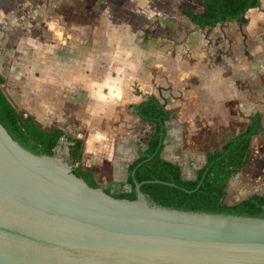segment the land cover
I'll return each mask as SVG.
<instances>
[{
    "label": "water",
    "instance_id": "95a60500",
    "mask_svg": "<svg viewBox=\"0 0 264 264\" xmlns=\"http://www.w3.org/2000/svg\"><path fill=\"white\" fill-rule=\"evenodd\" d=\"M66 152L34 153L0 122V264H264V213L161 206L137 181L116 198Z\"/></svg>",
    "mask_w": 264,
    "mask_h": 264
},
{
    "label": "crops",
    "instance_id": "0c3cea01",
    "mask_svg": "<svg viewBox=\"0 0 264 264\" xmlns=\"http://www.w3.org/2000/svg\"><path fill=\"white\" fill-rule=\"evenodd\" d=\"M63 7V0H58V4L54 6V15L60 21L56 26L43 24L49 33L44 45L34 43L33 51H29L28 56H15L16 67L8 71L19 77L21 92L18 93L22 95L21 101L34 106L29 110L30 114L42 124L51 115L55 118L63 116V128L56 125L63 130L70 126L74 129L82 128L85 135L82 138L83 166L91 169L97 179L96 168L107 162L111 167V174L117 176L113 181L121 182L128 175L129 164L138 156V145L147 143L153 126L139 118L134 106L154 95L166 109L172 111L171 119L166 122L167 136L161 154L168 160L177 162L182 168L184 165L176 155H204V160L197 156L199 168L203 166L206 152L218 146H206L210 144L209 140L204 141L203 147L199 146L201 144L192 138L190 125L183 127L182 120H192L193 115L190 117L189 113L200 112L198 108L189 110L183 96H189L187 104H195L194 100L201 101L204 115L209 113L211 117V114L216 113L221 122L223 117L226 118V109L230 105L228 100L237 93L234 81L245 72L238 65V58L219 59L218 64L212 67V73H208L210 68L206 71L209 67L207 64L199 66L198 62L177 61L173 55L164 60L163 51L156 44L147 43L148 40L142 39V45L136 48L133 45L135 40L131 38L116 40L120 35L115 33L114 27L108 28L107 34H101V14L93 6L83 11L88 20H82L78 29L63 36L61 21L65 17L69 18ZM258 7L251 9L257 10ZM179 10L181 13L180 8ZM181 15L186 17L182 13ZM245 18L247 21L248 17ZM187 20L191 22L188 18ZM42 48L43 51H40ZM262 56L260 62L264 61ZM5 71L2 75L6 81ZM190 77L193 84L188 80ZM167 80L173 84L168 94L163 90L166 89L163 88V83ZM185 81L188 82L185 89L181 91L175 88ZM175 90L180 93H175ZM255 112L263 114L264 126V110L257 109L247 115L242 130L249 122V116ZM135 122L146 125L147 132L142 143L137 139L138 128L131 124ZM207 122L211 123V120ZM242 130H236L234 135ZM234 135H227L219 146ZM211 136L209 134L210 138ZM256 136L252 138L250 154ZM185 144H188L186 148ZM92 160L94 163H91Z\"/></svg>",
    "mask_w": 264,
    "mask_h": 264
},
{
    "label": "rangeland",
    "instance_id": "374dc122",
    "mask_svg": "<svg viewBox=\"0 0 264 264\" xmlns=\"http://www.w3.org/2000/svg\"><path fill=\"white\" fill-rule=\"evenodd\" d=\"M185 2L196 12L202 8L199 0H63L64 11L69 14V18L65 17L61 21L63 36L74 32L73 29H78L82 20H88L83 11L93 6L99 9L101 14V34H107L106 30L114 27L115 33L120 35L116 40L131 38L135 40L133 45L136 48L142 45V39L148 40L147 43L156 44L157 48L163 51L164 60L173 55L177 61L198 62L199 66L207 64L209 67L206 71L210 68L208 73H212L214 72L212 67L218 64L219 59L237 57L238 65L245 72L234 81L237 93L228 100L230 105L226 109V118L223 117L221 122L216 113L211 114V117L209 113L204 115L201 111L204 108L201 101L194 100L195 104L192 102L187 104L189 96H183L189 110L200 109L198 113H189L190 117L193 115L191 121L182 120L183 127L190 125L189 131L195 142L201 144L199 146L203 147L204 141L209 140L210 144L206 146L215 147L219 146L227 135L231 136L236 130H242L248 114L257 109L264 110V61H259L264 51V0H260L257 10L246 11L245 17L248 19L244 24L229 22L209 30L199 28L181 15L179 8ZM57 4L58 0H0V73L3 74L7 69L5 71L7 78L2 88L19 110L30 113L29 110L34 106L21 101L22 95L18 93L19 77L17 74H9L8 71L16 67L15 56H28V52L33 51L34 43L44 45L49 33L43 24L52 27L60 22L54 15V6ZM40 51H43V48ZM188 80L191 82L193 79L190 77ZM186 84L187 81L182 82L175 88L182 91ZM172 85L168 80L163 83L165 93L170 92ZM177 92L180 93L175 90V93ZM51 116L44 124L40 121L38 123L47 128L56 125L63 128V116L56 118ZM208 120H211L213 126L207 122ZM135 123L131 124L138 128L137 139L142 143L145 141L146 125L141 122ZM64 130L81 138L85 136L82 128L74 129L70 126ZM209 134H212L211 138ZM60 140L54 154L65 158L67 141L64 138ZM184 146L186 148L188 144ZM176 156L184 165L182 173L185 178L191 177L199 168L197 156L204 160V155ZM106 161L107 158L104 163ZM91 163H94V160ZM96 169L97 180L100 183L106 184L117 178L111 174L112 170L107 162ZM226 190L228 203H235L253 193H264V134L255 137L247 165L230 179Z\"/></svg>",
    "mask_w": 264,
    "mask_h": 264
},
{
    "label": "trees",
    "instance_id": "16d2710c",
    "mask_svg": "<svg viewBox=\"0 0 264 264\" xmlns=\"http://www.w3.org/2000/svg\"><path fill=\"white\" fill-rule=\"evenodd\" d=\"M202 10L193 11L189 3L181 5V13L201 29L214 28L229 22H246L245 13L259 6L260 0H199ZM5 79L0 73V122L15 140L37 154L53 155L59 140L67 141L68 158L73 172L90 186L102 187L116 198L133 200L136 197L135 181L141 183V191L156 204L176 209L204 211L233 215L262 216L264 193H253L235 203L226 201L229 180L240 172L250 158L252 138L264 132L263 114L255 112L238 134L220 146L206 152L205 164L194 171L195 177L185 178L182 167L162 157L166 139V122L172 111L166 109L159 98L151 95L134 106L135 113L152 129L145 145H138L137 158L128 166L124 182L100 183L91 169L82 164L84 140L66 133L55 126H41L35 117L17 109L3 90ZM155 180L161 182H154ZM162 182H167L165 184ZM174 184V185H171ZM127 185L128 188H124Z\"/></svg>",
    "mask_w": 264,
    "mask_h": 264
},
{
    "label": "flooded vegetation",
    "instance_id": "af4514ba",
    "mask_svg": "<svg viewBox=\"0 0 264 264\" xmlns=\"http://www.w3.org/2000/svg\"><path fill=\"white\" fill-rule=\"evenodd\" d=\"M202 167V166H201ZM128 176V175H127ZM126 179H127V177H126ZM126 179H125V181H126ZM121 182H124V181H121ZM124 188H128V186L127 185H125L124 186Z\"/></svg>",
    "mask_w": 264,
    "mask_h": 264
},
{
    "label": "built area",
    "instance_id": "2783aa9c",
    "mask_svg": "<svg viewBox=\"0 0 264 264\" xmlns=\"http://www.w3.org/2000/svg\"><path fill=\"white\" fill-rule=\"evenodd\" d=\"M78 137V136H77Z\"/></svg>",
    "mask_w": 264,
    "mask_h": 264
}]
</instances>
